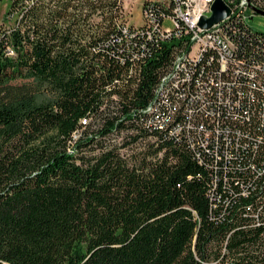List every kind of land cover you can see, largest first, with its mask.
Segmentation results:
<instances>
[{
	"label": "trees",
	"instance_id": "1",
	"mask_svg": "<svg viewBox=\"0 0 264 264\" xmlns=\"http://www.w3.org/2000/svg\"><path fill=\"white\" fill-rule=\"evenodd\" d=\"M159 2L141 7L172 12ZM124 10L122 0H10L0 264H264V33L241 26L237 74L204 53L161 97L163 116L178 111L159 128L143 110L189 44L124 34L141 25Z\"/></svg>",
	"mask_w": 264,
	"mask_h": 264
},
{
	"label": "built area",
	"instance_id": "2",
	"mask_svg": "<svg viewBox=\"0 0 264 264\" xmlns=\"http://www.w3.org/2000/svg\"><path fill=\"white\" fill-rule=\"evenodd\" d=\"M161 6H168L172 9L171 13H164L159 18L156 17L152 11L150 3L146 7H141L142 22L139 27L130 29L128 24H124L121 29L124 34H143L144 32L151 38L154 36L159 40L174 39H186L188 41V48L181 53L176 54L173 61L171 70L162 77L161 82L155 90L154 100L143 110L148 113L151 123L157 125L159 128H163L168 116H176L174 111L166 117L163 116V99L161 97L169 96V91L180 89L183 83L191 80V71L194 65L200 63L204 57V53L208 50L215 51L217 53L219 67L224 73L228 72L229 68L235 69L234 73L240 71V60H238L237 54L239 53V45L237 38L241 37L243 31L241 26L245 28L247 26V18H251L255 12L251 8H259L264 10V0H223L230 8V13L213 24L209 28H202L198 22L202 16H209L211 13V4L214 0H159ZM157 5V4H155ZM170 19L172 27L165 28L163 26L164 20ZM11 25L8 26H12ZM14 26V25H13ZM249 29V28H248ZM246 31V30H245ZM259 35L258 39L263 40V44L260 50L264 53V35ZM11 52V51H10ZM234 64V66H230ZM264 66V65H263ZM259 69L261 65L257 66ZM252 78V77H249ZM261 81H259L260 83ZM161 93L164 96H160ZM204 90L201 89V93L198 97L204 99ZM179 93H176L178 95ZM160 98V99H159ZM183 99L186 95L182 96ZM214 115L213 110L211 111ZM88 120L82 119V124H87ZM194 127L191 124L176 125L173 126V133L188 132ZM208 133V132H207ZM79 136V133L73 134V142L69 146V151L74 153L73 146L74 141Z\"/></svg>",
	"mask_w": 264,
	"mask_h": 264
},
{
	"label": "rangeland",
	"instance_id": "3",
	"mask_svg": "<svg viewBox=\"0 0 264 264\" xmlns=\"http://www.w3.org/2000/svg\"><path fill=\"white\" fill-rule=\"evenodd\" d=\"M125 6L124 13L127 15V19L130 24H140L142 22L141 18V6L143 0H122ZM10 0H0V27L7 26L14 23L15 17L7 16V11L9 9ZM129 13V14H128ZM247 24L257 32L264 33V16L254 13L251 18H247ZM163 26L165 28L172 27V22L170 19H165ZM92 123L97 127L99 120L93 119ZM119 139V138H117Z\"/></svg>",
	"mask_w": 264,
	"mask_h": 264
},
{
	"label": "water",
	"instance_id": "4",
	"mask_svg": "<svg viewBox=\"0 0 264 264\" xmlns=\"http://www.w3.org/2000/svg\"><path fill=\"white\" fill-rule=\"evenodd\" d=\"M257 14L264 16V10L252 7ZM211 13L209 16H202L198 22L199 26L202 28H209L213 24L219 22L225 18L230 13V8L223 0H214L211 4Z\"/></svg>",
	"mask_w": 264,
	"mask_h": 264
},
{
	"label": "crops",
	"instance_id": "5",
	"mask_svg": "<svg viewBox=\"0 0 264 264\" xmlns=\"http://www.w3.org/2000/svg\"><path fill=\"white\" fill-rule=\"evenodd\" d=\"M143 1H145V0H143ZM123 5H124V3H123ZM124 8H125V6H124Z\"/></svg>",
	"mask_w": 264,
	"mask_h": 264
}]
</instances>
